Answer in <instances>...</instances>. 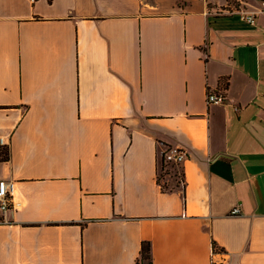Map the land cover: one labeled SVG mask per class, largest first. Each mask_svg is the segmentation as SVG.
<instances>
[{"label":"crops","instance_id":"1","mask_svg":"<svg viewBox=\"0 0 264 264\" xmlns=\"http://www.w3.org/2000/svg\"><path fill=\"white\" fill-rule=\"evenodd\" d=\"M261 1L0 0V264H264Z\"/></svg>","mask_w":264,"mask_h":264},{"label":"built area","instance_id":"2","mask_svg":"<svg viewBox=\"0 0 264 264\" xmlns=\"http://www.w3.org/2000/svg\"><path fill=\"white\" fill-rule=\"evenodd\" d=\"M239 3L244 2V0H237ZM234 8V7H233ZM229 9H224L225 11H232ZM237 11L241 18L252 24L255 20L256 11H247L243 8H234ZM264 10V1H261V7L259 11ZM205 100L207 103H219L224 100V96L219 93H215L212 91H207ZM1 144V143H0ZM186 157V153L184 150L179 148H170L167 149L162 155V161L164 164L168 166L179 165L183 162ZM14 185L13 181L9 179L0 178V214L3 215L10 209H15L20 206L21 202L16 200L14 197ZM238 211L237 207L232 208L231 212L235 213Z\"/></svg>","mask_w":264,"mask_h":264},{"label":"trees","instance_id":"3","mask_svg":"<svg viewBox=\"0 0 264 264\" xmlns=\"http://www.w3.org/2000/svg\"><path fill=\"white\" fill-rule=\"evenodd\" d=\"M226 84V83H224ZM9 157V153H8V149L6 148V146H3L2 144H0V161L3 160H7ZM164 162H161V169L164 168ZM165 172H168L167 169H165ZM164 172V173H165ZM162 175V173L160 174V176ZM140 264H151L150 261V243L149 241H144L142 242L141 245V249H140Z\"/></svg>","mask_w":264,"mask_h":264},{"label":"rangeland","instance_id":"4","mask_svg":"<svg viewBox=\"0 0 264 264\" xmlns=\"http://www.w3.org/2000/svg\"><path fill=\"white\" fill-rule=\"evenodd\" d=\"M227 4L228 5L222 7V9H229V10H231L233 7H231L229 5H231V4L232 5H236V4L238 5L239 2L237 0H228V3ZM164 165H165L164 168L162 169V171H160L162 174H164V172L166 171L165 169H167V171H172L173 173L178 174L177 173L178 170L176 168H172V167H170V166H168L166 164H164Z\"/></svg>","mask_w":264,"mask_h":264}]
</instances>
